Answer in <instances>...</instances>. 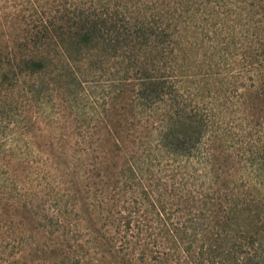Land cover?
<instances>
[{
	"label": "trees",
	"instance_id": "16d2710c",
	"mask_svg": "<svg viewBox=\"0 0 264 264\" xmlns=\"http://www.w3.org/2000/svg\"><path fill=\"white\" fill-rule=\"evenodd\" d=\"M0 3V110L58 131L41 264H264V0Z\"/></svg>",
	"mask_w": 264,
	"mask_h": 264
},
{
	"label": "rangeland",
	"instance_id": "374dc122",
	"mask_svg": "<svg viewBox=\"0 0 264 264\" xmlns=\"http://www.w3.org/2000/svg\"><path fill=\"white\" fill-rule=\"evenodd\" d=\"M2 1L22 9L25 20L32 9L42 13L43 9L56 7L58 3V0ZM100 81L91 82L83 89L87 95L84 105L87 112L89 107H98L97 110L101 111L110 102L107 96L109 89ZM40 100L28 101L26 105L23 102L24 107L29 105L28 112L20 103L6 104L4 111L8 114L0 110V264H41V201L44 200V193L51 190L46 188L49 187V180H41V149L50 151L46 143L50 137L56 138L58 131L54 128L56 124L45 125V120L41 118ZM10 109H17L20 117L11 118ZM30 117L35 122L32 128L28 125ZM73 117L70 115L69 119ZM102 117V113L88 112L80 119L91 123ZM65 129L71 130L69 127ZM57 147L55 143L53 149ZM41 190H45L44 193ZM83 224L91 227L92 221L87 220Z\"/></svg>",
	"mask_w": 264,
	"mask_h": 264
}]
</instances>
